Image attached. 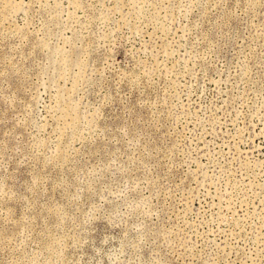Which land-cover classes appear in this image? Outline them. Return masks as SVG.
<instances>
[{
  "label": "rangeland",
  "instance_id": "1",
  "mask_svg": "<svg viewBox=\"0 0 264 264\" xmlns=\"http://www.w3.org/2000/svg\"><path fill=\"white\" fill-rule=\"evenodd\" d=\"M0 264H264V0H0Z\"/></svg>",
  "mask_w": 264,
  "mask_h": 264
}]
</instances>
